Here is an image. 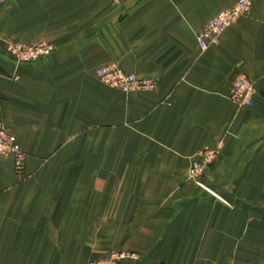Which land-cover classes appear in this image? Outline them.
Instances as JSON below:
<instances>
[{"label": "crops", "instance_id": "crops-1", "mask_svg": "<svg viewBox=\"0 0 264 264\" xmlns=\"http://www.w3.org/2000/svg\"><path fill=\"white\" fill-rule=\"evenodd\" d=\"M236 0H11L0 5V121L26 154L0 157V264H264V0L200 51ZM6 40L52 44L15 63ZM114 63L154 83L122 93ZM254 82L250 107L227 98ZM218 148L200 182L198 151Z\"/></svg>", "mask_w": 264, "mask_h": 264}, {"label": "built area", "instance_id": "built-area-1", "mask_svg": "<svg viewBox=\"0 0 264 264\" xmlns=\"http://www.w3.org/2000/svg\"><path fill=\"white\" fill-rule=\"evenodd\" d=\"M9 0H0L3 5ZM249 7V0H236L233 5L217 12L209 18L196 33L197 47L204 51L207 47L218 43L221 33L231 26L238 18L245 14ZM5 55L15 63H33L47 57L54 50L50 43H37L26 46L19 42L6 41ZM95 74L99 81L104 85L120 91L122 93L131 91H146L153 88L154 83L144 80L120 69L114 63L99 65L95 69ZM255 89L254 82L244 73L237 72L233 75L231 85L227 94L228 100L237 107H250L251 97ZM219 142L216 148L203 149L198 151L195 159L188 168L187 179L206 192L211 193L199 181L204 169L216 157ZM0 157L11 158L14 166L20 168L26 157L16 141V138L7 132L0 121ZM138 256L131 252H110L97 264H119L122 260L136 261Z\"/></svg>", "mask_w": 264, "mask_h": 264}, {"label": "rangeland", "instance_id": "rangeland-1", "mask_svg": "<svg viewBox=\"0 0 264 264\" xmlns=\"http://www.w3.org/2000/svg\"><path fill=\"white\" fill-rule=\"evenodd\" d=\"M9 1H11V0H9ZM9 1H7L6 3H9ZM6 41H12V40H6ZM13 42H17V41H13ZM19 43H21V42H19ZM37 43H46V42H37ZM37 43H34V44H37ZM21 44H23V43H21ZM34 44H31V45H34ZM24 45H26V44H24ZM31 45H26V46H31Z\"/></svg>", "mask_w": 264, "mask_h": 264}]
</instances>
